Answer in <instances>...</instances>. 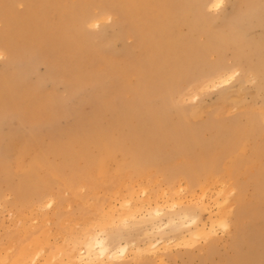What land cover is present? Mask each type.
<instances>
[{
    "label": "rangeland",
    "instance_id": "obj_1",
    "mask_svg": "<svg viewBox=\"0 0 264 264\" xmlns=\"http://www.w3.org/2000/svg\"><path fill=\"white\" fill-rule=\"evenodd\" d=\"M0 1V196L3 197V201L0 199V245L6 243L7 238L13 237L19 227L12 211H16L22 197L34 199L37 194L45 193L38 188L40 181L35 180L22 186L20 192L14 194L18 204L16 207L11 205L13 193L10 192L15 190L23 170L34 160L41 162L45 158L46 163L49 156L46 158L44 155L45 149L52 150L56 145L51 143L53 140H57L56 143L59 142V146L64 150L78 145L68 144V137L74 132L80 131V134L86 137L93 135L97 129L107 131L108 133L99 139L100 142L109 141L112 146L121 149L112 154L114 161L106 158L107 167H111L123 156L122 148L126 144L122 142L123 137L144 133L151 118L150 112L147 111L149 109L154 110L153 117H158L159 120L154 123L153 135L143 136L146 142L139 143L142 144L140 150L147 153V156L151 152L158 156L161 167L168 165L174 170L185 168L187 173L198 175L196 180L200 181V186L190 191L185 180H181L178 182L181 186L176 185L172 193H164L166 187L162 185V193L157 202L152 199L145 201L144 210L136 213L135 218L124 226L127 229L123 231L121 242L124 237L134 238L139 235L138 224H147L145 220L148 210L159 206L165 210V219L170 218L168 215L173 210L185 211L190 215H197L201 220L198 225L205 223L206 228L199 237L165 245V248L170 250L167 254H163L165 250L162 245L155 255L150 253V256L146 257L148 253H140L143 264H264V193L259 194L255 200L253 198L256 189L254 179L258 175H264V80L254 74L255 60L264 56V0H244L240 3L243 10L250 6L244 12V18L239 15L247 27V30L241 33L223 26V15L230 12L229 0H224L218 9L204 10V19L193 13L194 2L190 4L191 0H154L155 4L151 7L145 4L133 6L130 0ZM144 11L146 16H151L153 12L157 15L164 13V25L173 27L170 35L172 43L166 48L164 56L156 55L151 58L150 54H147L153 43L141 36L153 32L154 24L151 23L148 29L146 22H142L145 20L142 15ZM90 16L92 20L99 19L98 26L88 25L86 19ZM177 20L178 23L183 20L191 21L193 27L197 28L207 27L202 37L195 39L187 25L180 23L175 26ZM135 21L137 29H133ZM100 31H104V34ZM160 34L158 32L157 37ZM223 36L225 39L221 41ZM206 39L211 46L204 50L203 60H199L193 53V48L198 42L203 43ZM40 43L43 45L39 46ZM24 45L29 46L26 48ZM215 46L220 48L215 49ZM70 48L73 49L72 53ZM234 49H237L242 58L240 63H234ZM11 50L14 52H10ZM53 50H57L55 54ZM9 53H12V56ZM58 57H62L61 61ZM71 57L69 62L68 58ZM221 57L225 58V63L230 69L227 73L232 77L225 83L208 89H195V81L201 75L199 67H212L208 62L222 63ZM10 60L14 61L12 65ZM197 62L200 63L195 68ZM73 66H77L78 70L72 68ZM153 66L157 68V72L151 81L146 72ZM109 83L112 86L108 85ZM142 83L144 87L140 86ZM172 85V92L167 90L164 94L153 95L154 90L158 91V86L167 88ZM102 89H105V92ZM141 90H146L148 94H144L140 101L134 100L132 97ZM129 104L137 106V110L140 109L135 118L120 114L121 111H126ZM110 107L114 111L110 112ZM177 109H180V113ZM37 113H41V116L38 114V119L33 116L30 123L31 115ZM37 120L41 121L40 124ZM34 121H37V124ZM3 122H6L7 126ZM32 123L36 128L32 127ZM89 123L95 126V130ZM79 124L81 126L78 128ZM166 136H173L175 139L169 141ZM24 138L25 140H22ZM12 141L20 144L17 143V147L16 144L9 143ZM62 142L65 146L60 145ZM8 143L13 146V150ZM40 144H43V148ZM26 146L30 153L19 152L20 147ZM23 155H26L25 159ZM51 160L59 161V164L63 158L57 155ZM4 161L9 164L6 166ZM2 169H5L4 172ZM46 170L47 166L44 165L42 171ZM5 172L8 174L4 175ZM234 180L236 188L230 182ZM201 186L205 187V192L201 191ZM221 186L225 187V194L219 192ZM139 191L132 204H141L142 199L145 200L143 193ZM113 203L116 207L120 206V200H114ZM243 206L246 209H242ZM240 209L242 216L240 226L236 229L231 219L234 212ZM40 211L48 214L51 220L55 218L51 215L50 207L41 208ZM69 211H74V207L69 208ZM221 212L226 214L229 226H214L210 230L211 233L207 237L204 236L209 231L208 217L217 216ZM35 221L32 223H36ZM117 221L114 220L115 226ZM51 228L50 243H54L58 241L56 237H59L54 235V224H51ZM175 234L167 233L164 237L169 238ZM184 235L187 234L180 236ZM155 237L158 236L153 235L150 239L154 240ZM138 245H142V242L139 241ZM135 252L132 254L137 255Z\"/></svg>",
    "mask_w": 264,
    "mask_h": 264
},
{
    "label": "bare ground",
    "instance_id": "obj_2",
    "mask_svg": "<svg viewBox=\"0 0 264 264\" xmlns=\"http://www.w3.org/2000/svg\"><path fill=\"white\" fill-rule=\"evenodd\" d=\"M119 1L124 2L126 0H119ZM242 1H244V0H229L230 12H226V14L223 15V21H224L223 26L235 31L236 33H241L242 31L247 30V27L244 25L243 19H240L239 15H242L244 18V12L247 11L250 8V6H248L245 10L241 9L240 3ZM248 1L250 2L251 0H248ZM193 2H194L193 13H195V15L198 18L204 19V14H202L204 10L211 9V8L218 9L221 6V4L224 2V0H191L190 4H193ZM3 3H7V1L6 2L4 1ZM130 3L133 6H143V4H145L148 7L154 6V4H155L154 0H130ZM165 5H168V4H165ZM103 8H105V7H103ZM108 8L110 9L111 7H108ZM115 10H117V9H115ZM116 12L118 13V11H116ZM142 15L145 18V20H143L142 22L143 23L146 22V27H148V29H149L151 23L154 24L153 32L151 31V33H147L146 36H144V35L141 36V37H144L145 39H148L149 41H151L153 43L152 48L148 49L147 54H150L151 58L155 57L156 55L164 56L166 48L170 46V43H172L170 35H171V29L173 27H168L167 24L164 25V22L162 21V20H164V18L166 19V15L164 13H160L157 15L156 12H153L151 16H146V11H144L142 13ZM90 17H87V19H86L88 25L90 24V26H95V27L98 26L99 25V19H93L92 20V16H90ZM97 17H95V18H97ZM102 17H103V15H102ZM159 21H161V22H159ZM190 22L191 21L183 20V21L178 23V20H177L175 23V26H179L180 23L185 24V25H187V28L191 32V36L193 38H195V39L201 38L202 35L204 34V30L206 29L207 26L206 27L202 26V27L197 28V27H193V25ZM137 28H138L137 22L135 21V23L133 24V29H137ZM102 32H104V31H102ZM158 32H160L161 34L157 37ZM102 34H104V33H102ZM112 36H115V35H112ZM115 37H117V36H115ZM115 37L113 39H115ZM82 38H80V39H82ZM95 38L97 39V37H95ZM98 38H99V36H98ZM224 39H225V37L223 36L221 38V41H223ZM111 41L113 42V40H111ZM1 45L2 44H0V46ZM37 45H39V44H37ZM41 45H43V44L40 43L39 46H41ZM76 45H77V43H76ZM24 46H26V45H24ZM28 46L29 45H27L26 48ZM208 46H211V45H209V41L206 39L203 43L198 42V45H195V47L193 48V53L196 55V57L199 60H203L204 50ZM34 47H32V50ZM90 48H91V46H90ZM218 48H220V46H215V49H218ZM7 49L9 51V47H7ZM34 49H36V47ZM3 50H5V49H3ZM36 50L38 52V49H36ZM72 50L73 49H71L70 53H72ZM56 51H54L53 53L55 54ZM92 51H93V49H92ZM222 51H224V49H222ZM10 52H14V51L11 50ZM232 52H234V56H235L234 57L235 58L234 63L235 62L240 63L242 58H240L237 49L232 50ZM30 53H32V51ZM5 54H7V53L5 52ZM9 54H11V56H12V53H9ZM9 54L7 55L8 57H9ZM68 54H69V52L66 53L67 56H68ZM83 54H85V53H83ZM61 55H62V53H61ZM29 56L30 55H28V57ZM56 56H57V53H56ZM28 57H27V59H28ZM59 57H58V59H59V61H61L62 57L61 58H59ZM65 57H64V59H65ZM77 57H79V56L77 55ZM256 57H255V59H256ZM74 58H76V57H74ZM43 59H44V57H43ZM69 59L72 60V57L68 58V61H69ZM130 59H131V56H130ZM249 59H246V60H248L250 62ZM220 61L222 63H220L219 61L216 63L215 62H208L209 65H212V67H210V68H208L206 66H203V67L200 66L201 68L199 67V69L201 70V73H200L201 75L195 81V86H194L195 89H197V90L208 89L209 87H212V86L214 87L215 85L225 83V81H227L228 78L232 77V75H229V73H227L230 71V69L226 65L227 63H225V58L222 59V57H221ZM13 62L11 60L9 61V63H11V65ZM44 62H48V61H44ZM69 62H71V61H69ZM79 62H81V61H79ZM200 62H202V61H200ZM200 62H197V64L195 65V68H196V66L199 65L198 63H200ZM255 62H256V65L254 68V71H255L254 74H256V76L259 77L260 79L264 80V56L263 55L260 56V58H258L257 61L255 60ZM234 63L232 65H234ZM62 65H64V64H62ZM78 65H79V63H78ZM235 65H237V64H235ZM250 65H252V64H250ZM76 67L73 66L72 68H76ZM92 68H93V66H92ZM11 69H13V68H11ZM76 69L78 70V68H76ZM98 71H100V70H98ZM72 72H73V70H72ZM76 72H78V71H76ZM156 72H157V68H155L153 66V67L149 68L146 73L150 76L149 78L151 80L154 77V74ZM78 74H79V72H78ZM96 78H99V77H96ZM81 83H82V81H81ZM97 84H98V81H97ZM22 85H24V84H22ZM108 85H110V83ZM103 86H101V87L103 88ZM110 86H112V85H110ZM140 86L144 87V84L142 83V84H140ZM98 87H100V86H98ZM173 87H174L173 85L169 86L167 88H163L161 86H158V91L154 90L153 95H155L157 93L164 94L167 90H168V92H172ZM109 88H113V87H109ZM23 90H25V89H23ZM23 90H22V92H23ZM104 90H103V92H105ZM177 90L179 91V89H176V91ZM6 92H8V91H6ZM146 93L148 94V92L146 90H141L138 94H135L134 97H132V98L134 100L140 101V100H142V98L145 96L144 94H146ZM7 94H9V93H7ZM25 94H27V91ZM53 94L55 95V93H53ZM64 94H66V93H64ZM106 95H108V94H106ZM6 96H8V95H6ZM111 96H112V94H111ZM0 98H1V96H0ZM8 100H9V98H8ZM113 100H112V102H113ZM41 101L43 102V100H41ZM98 101H100V100H98ZM42 102H41V104H42ZM112 102H111V104H112ZM114 102H115V100H114ZM54 103H56V101H54ZM32 104H34V103H32ZM43 104H44V102H43ZM45 105H47V104H45ZM90 105H92V104H90ZM93 107L96 108L95 105ZM38 108H40V107H38ZM53 108H55V107H53ZM137 109H138L137 106H135L134 104H129L126 107V111H121L120 114H124L127 117L135 118L136 115H138L140 112V109L139 110H137ZM2 110H3V108H2ZM42 110H43V108H42ZM111 110L112 109L110 107V112H111ZM179 110L177 109L178 113H180ZM44 111H45V107H44ZM112 111H114V110H112ZM147 111L150 112L151 118H150V121H148V123H147V128L145 129L144 133L141 135L134 136V137H132V136L123 137L122 142L126 143L125 147L122 148V155L123 156H121V159L116 160V163H114L111 167H107L106 160L109 158L110 160L114 161L111 157L112 154L116 151H120L121 149H119L118 147L112 146V144H111L112 142H109V141L100 142L99 139L103 138L108 132L107 131L103 132L102 130L97 129L98 131L96 130V132L93 135H90V136L86 135V137L84 135L80 134V131L74 132L71 137L69 135L68 138H70V139H69L68 144L69 143L78 144L76 146L73 145L74 147H72V148L62 150V147L59 146V142L57 144L56 143L57 140L55 139L56 142L53 140L51 143H53V145L54 144H56V145L53 146L52 150L51 149H49V150L45 149L46 152L48 150L47 154H46V152L44 154V155H46V158H47V156H49V159H47L48 163L44 162L45 158L43 160H41V162L34 160L29 166H27L23 170L22 175H20L21 176L20 180L18 181V183L15 182L17 185L15 190L13 191V189H11L8 186L13 191V192H10V193H13V202L11 205L13 207H16L18 204L16 196L14 194L19 193L22 186L30 184V183L34 182L35 180L40 181L39 182L40 186L38 188L40 191L45 192L44 194H46V195L37 194L34 199L29 198V197H26V198L22 197V200L19 203L20 205L18 206L16 211L13 209L12 212H14L13 214H14V217L16 218L15 220L19 223V227H18V229H17V231L13 237L7 238L8 239L7 242L0 245V264H143L144 260L140 257V253H145V254L148 253L146 257H149L150 253L155 255V253L159 252V250H160L159 246L162 245L163 249L165 250L163 254H167L170 250L168 247L165 248V245H168V244L174 243V242H179L182 240L186 241L188 239L199 237L201 235V233L206 228V224L203 223L201 226L198 225L201 220L197 215H190V214L186 213L185 211L179 212L177 210H173V211H171L170 215H168V216H170V218L165 219L164 218L165 210L162 207L159 208V206H155V207L151 208L150 210H148L147 219L145 220V222L147 224H142V225H141V223L138 224L140 226L139 227L140 234L136 235V237H134V238H130V237L125 238L124 237L123 241L121 242L123 231L125 229H127L124 226L128 225L131 222V220H133L135 218V216L137 215L136 213H140L141 210L143 208H145V206L143 205L145 201L152 199L153 201L157 202V199L159 198L160 193H162V188H161L162 185H164L166 187V190L163 191L164 193L165 192L172 193V191H174L176 189V185L181 186L180 183H178L181 180L182 181L185 180L186 185L189 187L190 191H193L194 187L200 186L199 185L200 181L196 180L197 178H199L198 175L196 176V175H191L190 173H187V170L185 168L180 169V167H179L177 170H174L173 168L168 167V165L161 167V165L159 164L158 156L154 155V153L151 152V153H149L148 156H147V153H144V152L142 153V151L140 150V146L142 144H139V143H145L146 142V138L143 137L144 135L148 136V137L153 135L154 130H155V124L154 123H156L159 120L158 117L157 118L153 117V115L155 114L154 110L147 109ZM182 112H183V110H182ZM229 112H230V110H229ZM47 113H49V111ZM115 113H116V111H115ZM38 114H39V116H41L40 115L41 113H37V115H31L32 120H29L30 123H31V121H33L34 117H36V116L39 117ZM113 114L114 113H112V116H113ZM43 115H44V112H43ZM48 115H50V114H48ZM7 117H8V115H7ZM49 119H52V118H49ZM37 121L39 122V120H37ZM37 121H34V122H36V124H37ZM46 121H48V120H46ZM40 122H39V124H40ZM3 123L6 124V122H3ZM6 126H7V124H6ZM39 126H41V125H39ZM39 126L37 127L38 129H39ZM79 126H81V125L79 124L78 128H79ZM89 126L93 127L92 123H89ZM32 127L36 128V126H34V124ZM32 127H31V129H32ZM71 127H73V126H71ZM74 128H76V127H74ZM93 128L92 129L95 130V126ZM73 131H75V130H73ZM35 132H36V134H39V132L38 133H37V131H35ZM49 133L51 135V131ZM68 133H66V134H68ZM23 136L24 135H22V137ZM32 136H34V135H32ZM64 137H66V135ZM166 137L168 138L169 141H172L175 139L173 136H166ZM176 139L179 141L178 138H176ZM22 140H25V138ZM22 140H20L21 143H22ZM64 140L66 141L65 138H64ZM59 141H60V139H59ZM27 142H28V139H27ZM63 142L60 143V145L62 144L65 146V144H63ZM9 143H12L14 145L16 144V146H17L18 145L17 143H19V142L14 143L12 141ZM36 144H37V141H36ZM99 144H104V145L100 146ZM42 145H41V147L43 148ZM10 146H11L10 147V149H11L13 146L12 145H10ZM68 146H71V145H68ZM44 147H46V146H44ZM5 149H7V148H5ZM28 149L29 148L26 146V147H20V149H18V150H20L19 152H25L26 151V152L30 153V151ZM12 150H13V148H12ZM15 150H17V149H15ZM8 153H11V152H8ZM14 153H15V151H14ZM32 153H33V151H32ZM5 155H8V154H5ZM35 155H36V153H35ZM57 155L61 156L63 158L62 162H60L59 164H58L59 161L54 162L51 160V158L53 156H57ZM23 156L25 159L26 155H23ZM21 158L23 159V157H21ZM5 159H7V158H5ZM8 159H10V158H8ZM0 160H1V158H0ZM7 161L10 162V160H7ZM5 163L6 162L4 161V164ZM7 163H6V166H7ZM1 164H2V162H1ZM44 165L47 166L46 172L42 171ZM176 167H178V166H176ZM4 170L2 169L3 172H4ZM8 170H6V171H8ZM11 171H12V169H11ZM16 171H17V169H16ZM1 174H3V173H1ZM6 174H8V173L5 172L4 175H6ZM3 179H4V177H3ZM263 179H264V175H258L254 179V184L256 187L255 194L253 196L254 200L258 197L259 194L264 193V181H263ZM8 182H10V181H8ZM213 182H216V181L213 180ZM230 182L233 185V187L236 188L235 180L230 181ZM210 185H212V181H210ZM11 187H12V184H11ZM9 188H8V191H9ZM200 188H201L202 192H205V187L201 186ZM136 189L141 190V193H143V196L145 198V200L142 199L141 204H132V201L134 200L136 194L139 191V190L137 191ZM219 192L221 194H225V192H226L225 187L221 186V188L219 189ZM3 196H4V194H3ZM2 198L3 197H1L0 199L2 200ZM4 198H5V196H4ZM1 200H0V202H1ZM114 200H120V206L119 207L115 206V204L113 203ZM26 202H29V203H26ZM44 207H45V209L47 207L51 208L50 212H51V215L53 217H55L54 218L55 220L49 219L50 217L48 214H44L45 212L40 211L41 208L43 209ZM72 207H74V211H69V208H72ZM244 208L246 209L245 206L242 207V209H244ZM242 209L236 210V212H234V215H233L234 217H232L233 219H231V222L235 226L236 229L240 226L239 224H240V218L242 216V214H241ZM222 213L223 212L217 214V216H211L210 215L208 217L209 231L207 233H205L204 236L207 237L211 233L210 230L214 226H220L221 228H226L227 226H229V224L227 222L226 214L223 213L225 215L224 216ZM115 219L118 220L116 226L114 225ZM34 220H36L35 221L36 223H32ZM51 224L55 225V230H53L54 235L59 237V238L56 237V240H58V241H55L54 243H50V236H51L50 234L52 232ZM114 226H115V229H113ZM172 232H175L176 234L173 235L172 237H169V238L164 237V235H166L167 233H172ZM185 233L187 235H184L182 237L180 236V235H183ZM153 235L158 236V237H155V239L152 240V239H150V237ZM176 236H180V237L174 238ZM52 238H53V236H52ZM139 241L142 242V245H140V246L138 245ZM135 251L138 253L137 254L138 256L136 254H132Z\"/></svg>",
    "mask_w": 264,
    "mask_h": 264
}]
</instances>
